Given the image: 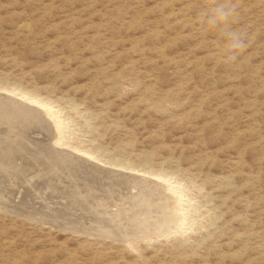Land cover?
Segmentation results:
<instances>
[{"label":"rangeland","instance_id":"374dc122","mask_svg":"<svg viewBox=\"0 0 264 264\" xmlns=\"http://www.w3.org/2000/svg\"><path fill=\"white\" fill-rule=\"evenodd\" d=\"M228 7L229 25L217 11ZM12 90L58 111L69 144L97 164L176 181L192 222L125 241L0 203V264H264V0H0V99L29 103ZM1 100V166L21 179L45 167L37 179L54 203L67 202L61 186L91 183L40 152L38 117Z\"/></svg>","mask_w":264,"mask_h":264},{"label":"bare ground","instance_id":"6f19581e","mask_svg":"<svg viewBox=\"0 0 264 264\" xmlns=\"http://www.w3.org/2000/svg\"><path fill=\"white\" fill-rule=\"evenodd\" d=\"M12 91L15 95L21 96L25 100L27 99L29 103L23 102L20 99L17 101V99L13 98L12 96H5V99H0L1 103H4L5 108H9L14 112L25 111L33 114L32 117L35 119L38 117V120L48 132L46 133V135H49V137L47 135V142L50 143H44L46 144V150L40 149V152L54 154V156L57 155L58 159L60 157L63 160L67 159V161H73L75 163L74 168L77 167L82 173H80V175L86 176V178L82 180H87V182L91 181V183L89 182V184H84L83 182L82 185H78L74 181L71 182V184L68 182L70 185H67V187H60L65 191V193L61 195V198L65 199V202H67L54 203L50 197L51 193L53 194L55 191L51 188L50 181L43 179L42 182L39 180V178L37 179V177L46 176V171L44 172V169H46L45 167L42 168L39 166L38 168L42 169L38 172V174L30 176L31 179L30 177L29 179L26 178L27 175H31V172L18 170L24 174L25 178L21 179V174H18L17 171L15 172L13 166L12 168H9L0 165V203L5 204V207L13 203V205H10L12 212H16L24 216L26 215L28 218L30 216V219H32L31 216H34L33 219L38 218V220L41 219L49 222H56L57 219H63L66 220V222L63 221V223H65L64 226L73 231L77 230L78 232L81 231L83 233L95 235L110 234L112 237L125 241H127L132 236L150 235L153 232L158 231L159 233L167 232L170 229H173L172 231H179L180 229L181 231V229H183V225H191V217L188 214V207L191 203L190 199L184 198L186 192L184 193L183 190L185 189H183L180 184L175 183L176 181L173 182L170 180V177L155 172L144 171V173H148L149 175L153 176V179H149L148 177H145L146 175L143 176L144 174H133L121 171L120 169L116 170L97 164L94 160H100V158H98L96 155L89 154L86 150L69 144V136L66 135L67 133L65 134L64 131L66 126L60 119L58 111H54L53 107L45 104L43 101L38 100L33 96H28L22 92L16 93L14 90ZM45 116H47V119L49 117L50 120H46L44 118ZM29 143L35 147L40 146L37 144L38 142L33 141ZM50 144H54L56 147ZM60 146H62V148H60ZM78 152L80 154H78ZM81 152H83V154ZM55 157L53 159H55ZM42 166H44V164ZM8 177L11 179V183L13 181L14 182L13 185L9 184L8 188H6L3 183L6 180L5 178ZM154 177L156 181L154 180ZM158 180H161L162 182H159ZM43 183L46 187L44 190L39 188V185H42ZM17 184L18 186H15ZM20 185L22 192H20V195L18 194L19 196L16 197L17 200L15 201V199H13L11 196L12 193L14 194L16 191H18V189L16 190L15 188L19 187ZM65 187L67 189H65ZM115 188H117L118 191H116ZM9 190H14L15 192L11 193ZM35 197H38V201L42 200L43 203H41V205L37 203L39 206H36V204L34 206L33 201L36 200ZM56 197H60V195H56ZM6 199L7 201L9 199V201L7 202ZM29 200H32L31 202H33L30 206L26 205ZM95 201L100 203L96 204L95 206H91ZM118 201L121 203L118 204ZM50 204L56 206L53 207ZM57 204L62 207L64 205V207L68 209H73L70 207V204L72 206L75 205L76 208L79 206L81 210H84L87 213L83 214V219L87 220L88 223L85 221V223L80 224V219H78V216H73L72 213L66 214L68 210L65 211V209L63 210L62 207L59 209L60 206L58 205V208ZM25 205L30 209L28 207L25 209ZM114 207H116V209H114ZM36 215L39 217L35 218ZM92 218L98 219L93 220ZM184 228H186V226H184ZM182 231H184V229Z\"/></svg>","mask_w":264,"mask_h":264},{"label":"clouds","instance_id":"9594fccd","mask_svg":"<svg viewBox=\"0 0 264 264\" xmlns=\"http://www.w3.org/2000/svg\"><path fill=\"white\" fill-rule=\"evenodd\" d=\"M217 11L221 18V21L229 25L231 17L234 13V9L228 7V8H220ZM231 36H232V39L230 41V46L233 49H238V48L243 47V40L239 33L231 30Z\"/></svg>","mask_w":264,"mask_h":264}]
</instances>
